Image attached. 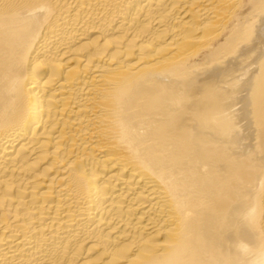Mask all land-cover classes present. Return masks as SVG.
<instances>
[{
	"label": "bare ground",
	"instance_id": "1",
	"mask_svg": "<svg viewBox=\"0 0 264 264\" xmlns=\"http://www.w3.org/2000/svg\"><path fill=\"white\" fill-rule=\"evenodd\" d=\"M0 264H264V0H0Z\"/></svg>",
	"mask_w": 264,
	"mask_h": 264
}]
</instances>
